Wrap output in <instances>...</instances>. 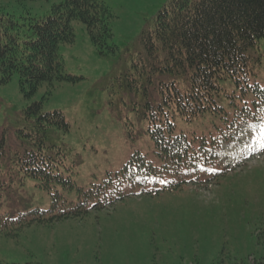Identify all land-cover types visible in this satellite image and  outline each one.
<instances>
[{"label": "rangeland", "instance_id": "1", "mask_svg": "<svg viewBox=\"0 0 264 264\" xmlns=\"http://www.w3.org/2000/svg\"><path fill=\"white\" fill-rule=\"evenodd\" d=\"M96 1L111 15L109 49L95 47L84 24L72 21L73 43L58 53L73 81L43 83L30 95L17 74L0 82V264H264V123L233 130L231 114L175 118V133L191 149L217 133L230 140L209 150V167L195 174L160 172L156 185L124 177L136 153L157 161L147 104L159 98L147 79L155 82L151 65L161 64L148 59L144 37L170 0ZM53 4L0 0V14L25 23ZM246 55L251 83L264 88V40ZM220 87L236 92L230 81ZM34 103L40 114L59 112L67 131L39 127L26 111ZM40 138L71 187L43 188L20 169ZM36 210L45 221L30 214Z\"/></svg>", "mask_w": 264, "mask_h": 264}, {"label": "trees", "instance_id": "2", "mask_svg": "<svg viewBox=\"0 0 264 264\" xmlns=\"http://www.w3.org/2000/svg\"><path fill=\"white\" fill-rule=\"evenodd\" d=\"M110 17L108 9L96 0H54L47 16L27 18L25 23L0 14V82L17 74L20 90L30 95L43 83L51 87L54 81H73L63 73L58 53L59 45L73 43L70 23L81 22L95 47L109 49ZM261 40L264 0H170L144 37L148 59L161 64L159 68L151 65L154 72L159 71L155 82L147 79L159 98L155 106L147 104L151 118L148 133L157 161L136 153L122 168L124 177L155 184L160 172L175 177L199 165L209 167L205 159L208 151L230 140L227 131L217 133L191 149L185 134L175 133V118L190 121L209 113L225 119L231 114L228 129L233 130L243 123H264V88L253 80L251 83L246 55ZM224 81H230L236 92L224 94L220 87ZM40 109L41 104L34 103L26 110L38 115L35 121L39 127L67 131L59 112L40 114ZM38 143L41 147L25 155L20 169L40 181L43 188L55 183L71 187L70 178L59 172L58 159L42 151V138ZM30 214L45 221V212Z\"/></svg>", "mask_w": 264, "mask_h": 264}]
</instances>
